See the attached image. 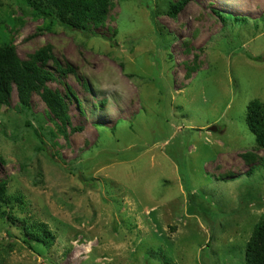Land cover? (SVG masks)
I'll return each instance as SVG.
<instances>
[{
  "label": "rangeland",
  "instance_id": "374dc122",
  "mask_svg": "<svg viewBox=\"0 0 264 264\" xmlns=\"http://www.w3.org/2000/svg\"><path fill=\"white\" fill-rule=\"evenodd\" d=\"M112 1L95 36L0 0V44L23 61L52 46L76 70L49 83L75 94L64 133L37 94L25 109L14 90L0 110V181L28 204L0 218V264H245L264 215V150L246 121L264 104V0H189L177 19L178 0ZM25 217L55 245L26 236Z\"/></svg>",
  "mask_w": 264,
  "mask_h": 264
},
{
  "label": "trees",
  "instance_id": "16d2710c",
  "mask_svg": "<svg viewBox=\"0 0 264 264\" xmlns=\"http://www.w3.org/2000/svg\"><path fill=\"white\" fill-rule=\"evenodd\" d=\"M20 3L30 10L35 17L49 21L47 29L52 30L55 25H60L67 30L81 33L94 32L107 26V21L114 8L112 0H19ZM189 0H178L170 2L167 15L172 19H177L180 12ZM155 17V12L152 11ZM221 19H232V17L221 16ZM238 20L237 18H234ZM115 35L117 30H113ZM11 42L0 44V110L4 106L10 105V100L14 90L17 92L18 100L22 108L30 109L34 94L41 97L46 104L51 119L58 125L60 123L61 132H65V126L71 125L69 105L67 99L74 91L66 86V95L50 88L49 83H63V78L69 74H76V70L69 64L63 66L53 54L52 46L45 47L29 56L23 61L18 56L15 46ZM54 67L50 68V63ZM53 68L55 70H53ZM191 67H189L190 69ZM87 90H89L88 82ZM106 102V101H103ZM78 107L83 110L81 102L78 100ZM81 113H83L81 111ZM247 125L256 138L258 149L264 150V104L258 100L251 102L247 109ZM58 122V123H57ZM76 130V129H74ZM249 165L248 174H252L258 158L253 153L243 156ZM263 160L260 158V161ZM27 202L23 195H12L9 193L8 184L0 181V218L8 220H19L18 212L27 211ZM23 230L35 243L53 247L56 237L49 225L43 222L34 221L30 218H23ZM11 234L10 230H6ZM245 264H264V215L256 223L251 238L245 250Z\"/></svg>",
  "mask_w": 264,
  "mask_h": 264
},
{
  "label": "water",
  "instance_id": "95a60500",
  "mask_svg": "<svg viewBox=\"0 0 264 264\" xmlns=\"http://www.w3.org/2000/svg\"><path fill=\"white\" fill-rule=\"evenodd\" d=\"M209 132H211V133H217L218 130H217L216 127H211V128H209Z\"/></svg>",
  "mask_w": 264,
  "mask_h": 264
},
{
  "label": "clouds",
  "instance_id": "9594fccd",
  "mask_svg": "<svg viewBox=\"0 0 264 264\" xmlns=\"http://www.w3.org/2000/svg\"><path fill=\"white\" fill-rule=\"evenodd\" d=\"M98 91H104L103 87L102 86H99L98 87ZM113 91L119 92L118 89H113Z\"/></svg>",
  "mask_w": 264,
  "mask_h": 264
}]
</instances>
